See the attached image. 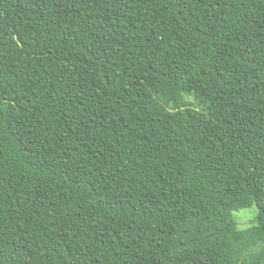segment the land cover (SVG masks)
Returning <instances> with one entry per match:
<instances>
[{"label": "trees", "instance_id": "obj_1", "mask_svg": "<svg viewBox=\"0 0 264 264\" xmlns=\"http://www.w3.org/2000/svg\"><path fill=\"white\" fill-rule=\"evenodd\" d=\"M251 5L264 40V0H0V264H264Z\"/></svg>", "mask_w": 264, "mask_h": 264}, {"label": "rangeland", "instance_id": "obj_2", "mask_svg": "<svg viewBox=\"0 0 264 264\" xmlns=\"http://www.w3.org/2000/svg\"><path fill=\"white\" fill-rule=\"evenodd\" d=\"M257 18V11L251 5L228 41L232 71L239 88L264 84V40ZM250 210L234 213L239 229L252 225L257 211Z\"/></svg>", "mask_w": 264, "mask_h": 264}]
</instances>
